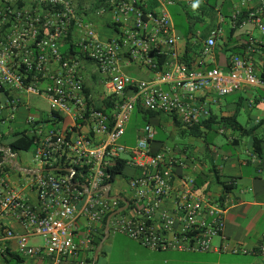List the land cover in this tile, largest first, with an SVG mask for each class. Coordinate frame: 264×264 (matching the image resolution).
<instances>
[{
    "label": "built area",
    "instance_id": "obj_1",
    "mask_svg": "<svg viewBox=\"0 0 264 264\" xmlns=\"http://www.w3.org/2000/svg\"><path fill=\"white\" fill-rule=\"evenodd\" d=\"M194 1L105 0L90 10L75 0H1L0 264H82L80 244L90 242L110 216L109 229L152 249L206 252L218 237L222 252L264 256V241L253 249L230 245L225 215L235 199L229 191L219 198L200 194L195 177L186 175L174 205L164 207L175 189V166L183 160L151 149L157 135L153 125L139 131L134 146L121 142L138 102L176 116L179 126L190 128L211 116L212 94L264 88V69L255 57L262 39L251 38L246 54L231 56L227 67L184 60L168 7ZM249 2L242 0L234 9L231 24L251 23L262 38L264 0ZM106 13L116 34L103 39L95 17ZM73 30L82 34L72 43ZM219 32L211 33L204 53L216 46ZM66 41L69 48L63 51ZM87 63L107 89L110 110L98 106L88 92ZM124 66H137L151 76L137 78L125 73ZM22 94L47 100L49 117L30 114L25 127L14 132ZM65 118L71 120L66 126ZM22 133L34 138L28 167L19 163L20 153L27 151L10 146L13 136ZM118 158H127V165L139 171L129 182L136 195L121 212V199L108 195L114 183L109 168ZM84 227L86 236L78 242Z\"/></svg>",
    "mask_w": 264,
    "mask_h": 264
},
{
    "label": "crops",
    "instance_id": "obj_2",
    "mask_svg": "<svg viewBox=\"0 0 264 264\" xmlns=\"http://www.w3.org/2000/svg\"><path fill=\"white\" fill-rule=\"evenodd\" d=\"M105 0H75L76 4L81 8L95 9ZM242 0H195L193 5L196 7L186 6L181 3L173 5H181L187 14V20L190 27L186 33L180 35L173 12L168 7L173 24L180 38V46L186 49L187 43H191V54L195 56V65L213 66L220 65L227 67L231 56L246 54L247 46L250 39H262L261 32L253 24L237 25L231 24V16L234 9ZM259 0H251L249 5L256 4ZM1 2V0H0ZM157 3L152 2V6ZM223 19V21H222ZM216 21V22H214ZM196 23L199 27H195ZM95 25L99 35L103 38H110L116 34L111 22V14L106 13L103 17H95ZM191 29H193L191 31ZM215 30H220L217 36V44L209 54L203 52L205 42ZM79 30H73L70 42H74L81 36ZM188 34V35H187ZM68 40V41H69ZM66 41L62 46L65 51L69 48L70 42ZM68 42V43H67ZM262 42L261 51H257L255 57L260 68L264 69V44ZM207 56L211 59L207 60ZM137 68L136 73L140 79L149 78L151 74L137 66H128L124 68ZM86 83L89 87L88 92L93 95L94 102L98 106H107L105 102L107 89L98 79L91 74L93 68L92 63L86 64ZM264 73V72H263ZM129 74V73H127ZM132 75V74H130ZM238 100H227V96L213 95L211 101V111L219 117L229 116L237 113L238 121L245 129L255 128V134L263 138L262 147L264 149V88L262 87H245L239 91ZM245 94V97L242 94ZM34 96L21 95V106L18 111L16 121L13 123V130L17 132L25 127L26 118L30 115H36L41 119L49 117V110L32 111L30 107L31 98ZM40 97V96H37ZM42 98V97H40ZM44 99V98H43ZM111 101V100H110ZM50 109V107H49ZM245 111L247 119L245 123L240 120L242 112ZM71 120L65 118L63 125L70 124ZM148 124L153 125L157 130L154 141L150 143L152 150H166L170 155L179 157L183 160L182 165L175 166L174 192L172 197L166 200L164 207H172L176 192L181 189V179L190 175L195 177L197 191L200 194L211 195L219 198L223 195L226 184H232L228 190L235 203L231 205L225 215L226 227L225 234L232 247L239 246L247 249H253L264 241V150L263 154L258 155L252 145V134L233 130L231 128L221 127L215 124L211 129L201 127L203 133L195 135L189 131H183L177 122L168 115L154 116ZM219 133L228 135L229 146L209 140V132L215 129ZM141 126L136 129L135 142L133 144L124 143L126 146H134L137 142L139 131L145 127ZM129 127V126H128ZM127 127V131H128ZM126 131V134H127ZM126 134L122 139L132 142ZM159 136L165 137L159 138ZM175 138L189 139L180 147L179 144H171ZM121 139V140H122ZM248 140V142H247ZM242 144L245 148L242 150ZM22 153H30L27 160L22 159ZM248 158H242V154ZM19 163L22 167H28L31 164V152H21L19 155ZM20 169L21 167H17ZM139 173L135 166L128 164L122 175L125 176L126 185L124 187L114 186L111 189V196H122L127 200L133 199L136 192L130 187V178ZM119 175V174H118ZM117 175V176H118ZM114 184V183H113ZM85 220H83V223ZM13 226L20 230V225L15 223ZM86 236L85 227L82 228L77 241L80 242ZM12 246H16L13 241ZM222 244V239L215 238L213 248L206 252L197 251H180L174 249H152L130 238L126 234L114 232L109 229L107 232V224L99 225L98 231L92 236L90 242L80 244L79 261L82 264H113L112 255L115 251L125 253L129 260L134 264H264V256L254 252H238L231 251L222 252L218 247ZM117 264V261H116ZM118 264H127L126 261L120 260Z\"/></svg>",
    "mask_w": 264,
    "mask_h": 264
},
{
    "label": "trees",
    "instance_id": "obj_3",
    "mask_svg": "<svg viewBox=\"0 0 264 264\" xmlns=\"http://www.w3.org/2000/svg\"><path fill=\"white\" fill-rule=\"evenodd\" d=\"M193 29H191L192 31ZM188 35V34H187ZM192 46L191 43H187L186 49L184 51V60L189 64V65H193L195 62V56L193 55V53L191 54L192 51ZM105 102L107 103L108 106V110L111 109V101H110V97L105 99ZM162 115H168L162 112H157V111H152L150 109H147L146 107L143 106V104L141 102H138L137 105L135 106V109L133 111L131 120H135L137 125L135 126V129L144 126L146 124H148L150 122V119L154 116H162ZM169 116V115H168ZM172 117V116H171ZM177 124L178 123V119L176 116L172 117ZM130 120V121H131ZM143 121V125L138 124L140 122ZM130 124V123H129ZM215 124H219L221 125V127L226 128H231L233 130H239L242 132H248L250 134H252V145L254 147L255 152L258 155H262L263 154V147H262V143H263V138L259 137L258 135H256L255 132V128H250V129H245V127L238 121L237 118V113L233 114V115H229V116H217L215 114H211V116L208 119H205L203 121H201L199 124H196L190 128H183V131H189L190 133H193L195 135H201L203 133V130H201L202 126L205 129H211L213 125ZM129 126V125H128ZM181 127V126H180ZM34 143V138L30 137V136H26L24 133L22 134H16L13 136V138L10 141V146L12 147L13 150H24V151H28L32 148ZM128 160L127 158H118L115 162V164L109 168V170L112 173V179L111 182H114L116 180V177L118 174H123L124 170L127 166ZM58 173H66V171L64 169L62 170H58ZM232 184H226L225 185V190L228 191L231 188ZM120 203L122 206L125 205V202L120 200ZM107 220V218H106Z\"/></svg>",
    "mask_w": 264,
    "mask_h": 264
},
{
    "label": "rangeland",
    "instance_id": "obj_4",
    "mask_svg": "<svg viewBox=\"0 0 264 264\" xmlns=\"http://www.w3.org/2000/svg\"><path fill=\"white\" fill-rule=\"evenodd\" d=\"M170 9L171 11L173 12V15H174V18H175V22H176V25H177V30L179 31L180 35H182V33H186L187 30H188V27L189 24H188V20H187V14L185 13V10L184 8L177 4V5H173V6H170ZM216 22V21H214ZM196 26L195 27H199V24L196 23L195 24ZM211 57L210 56H207V60H210ZM136 70L137 68L135 67H132V68H124V72L125 73H129V74H132V75H137L139 77H141L138 73H136ZM239 95L240 93L238 92H235V93H232V94H229L227 96V100H238L239 99ZM244 97H245V94L243 93L242 94ZM30 107L32 108V111H35L36 112V109L37 111L38 110H45V111H48L49 110V103L47 100L43 99V98H40V97H37V96H34L31 98V101H30ZM247 119V115H246V112L243 111L242 112V116L240 117V120L245 123V120ZM129 127H128V131H127V134L126 136L127 137H130L132 142H127L126 139H122L121 142H124V143H128V144H133L135 142V137H136V129H135V126L137 125L136 121L135 120H131L129 122ZM143 125V121L138 123V124H141ZM163 138L165 139V137L163 136H159V138ZM208 139L211 141V140H214L215 142H218V143H221L223 145H225L226 147L229 146L230 143H228L229 141V138H228V135H225L223 133H219L218 130H217V125L215 127V129L211 130L209 132V136H208ZM166 140V139H165ZM172 143L171 144H179L180 147H182L185 142L189 141V139H184V138H177V140H175V138H173L172 140H170ZM248 142V140H247ZM242 150L245 148V145L242 144L241 146ZM30 153H22L20 157H22V159L24 160H27L28 157H29ZM242 158H248L244 153L242 154ZM126 185V182H125V176L122 175V174H119L117 177H116V180L114 181V189L118 186V187H124ZM32 241H37L38 243H42V240L40 238H33ZM112 263L113 264H116V261H117V264H118V261L120 260H123V261H126L127 264H134L133 261L129 260L128 256H125V253H121L119 251H115L112 255Z\"/></svg>",
    "mask_w": 264,
    "mask_h": 264
},
{
    "label": "water",
    "instance_id": "obj_5",
    "mask_svg": "<svg viewBox=\"0 0 264 264\" xmlns=\"http://www.w3.org/2000/svg\"><path fill=\"white\" fill-rule=\"evenodd\" d=\"M55 170H58V169L56 168ZM108 193H109V190H107V194ZM115 197H117V198H119V199H121V200H123L125 202V206L123 208H121V210H119L118 212H121L122 210H125L128 207V205H129V200H127L126 198H124L122 196H115ZM110 218H111V216L108 218V221H107V232L109 231L108 223L110 221Z\"/></svg>",
    "mask_w": 264,
    "mask_h": 264
},
{
    "label": "clouds",
    "instance_id": "obj_6",
    "mask_svg": "<svg viewBox=\"0 0 264 264\" xmlns=\"http://www.w3.org/2000/svg\"><path fill=\"white\" fill-rule=\"evenodd\" d=\"M197 5H193V7H196Z\"/></svg>",
    "mask_w": 264,
    "mask_h": 264
}]
</instances>
